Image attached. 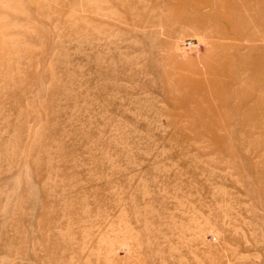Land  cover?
<instances>
[{
    "label": "rangeland",
    "instance_id": "1",
    "mask_svg": "<svg viewBox=\"0 0 264 264\" xmlns=\"http://www.w3.org/2000/svg\"><path fill=\"white\" fill-rule=\"evenodd\" d=\"M261 1L0 0V264H264Z\"/></svg>",
    "mask_w": 264,
    "mask_h": 264
},
{
    "label": "bare ground",
    "instance_id": "2",
    "mask_svg": "<svg viewBox=\"0 0 264 264\" xmlns=\"http://www.w3.org/2000/svg\"><path fill=\"white\" fill-rule=\"evenodd\" d=\"M186 2L187 5H190L194 8H199L201 6H208L210 9H212L211 14L208 16V18L212 15H215L219 21L223 25H230L232 26L234 23L236 26H238L242 20H243V14L241 11V8L243 5L248 6L252 2H256L258 4L257 9L260 13L261 12V3L262 1L259 0H225V1H219V0H179ZM251 6V5H250ZM202 19L204 20L205 17L202 16ZM234 24V25H235ZM259 58V57H258ZM260 59V58H259ZM260 60H254V62L251 65H248V69H251L253 73H264V63ZM230 81V79H229ZM228 81V82H229Z\"/></svg>",
    "mask_w": 264,
    "mask_h": 264
}]
</instances>
